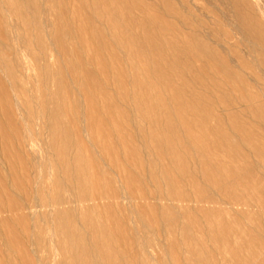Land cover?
Here are the masks:
<instances>
[{
  "label": "bare ground",
  "instance_id": "bare-ground-1",
  "mask_svg": "<svg viewBox=\"0 0 264 264\" xmlns=\"http://www.w3.org/2000/svg\"><path fill=\"white\" fill-rule=\"evenodd\" d=\"M115 1L127 4L129 0ZM237 1L229 0L233 7L240 10ZM227 2L226 4H229ZM230 4L225 7L231 6ZM24 13L27 15L26 12ZM238 15L242 20V29L250 34L260 35L261 31L253 22L256 19L250 15L249 18L243 14ZM234 16L235 14L232 15ZM263 21L257 24L261 25ZM85 30L77 28L75 34H68L70 37L76 35L81 38L79 41L83 48L87 47L83 40ZM1 33L3 35V32ZM97 33H93V36L100 39L102 35L100 32ZM119 35L122 36V41L118 44L142 66L140 68L142 75L135 73L131 80L133 93L128 92L130 79L127 73L129 72L126 73L122 67L114 63L118 59L110 60L114 64H109L104 59L106 55L103 57L104 53L100 51V54L98 49V52L93 49L96 56L92 54L88 61H83L77 54L76 58L79 56L81 58L76 61L77 66L73 60L72 62L68 60L72 58V54H75L74 51L78 50L68 47L62 41L58 42V39L55 52L61 57L59 62L57 54L48 56L46 50L41 54L30 51L28 62L18 58L22 66L19 71L25 84L22 86L23 99L29 97L35 100L39 110L33 114L27 111L29 110L27 100L24 105L22 103V108L19 109L24 111V115H21L24 122L18 117L20 112L17 116H15L17 113L8 115V107L7 115L3 114V108L0 111V226L7 230L2 236H5L8 246L6 251H0V264H36V261L39 264H51L52 261L56 264H264L263 260L260 261V257L264 258V246L255 235L256 232H261L264 226V180H262L264 177L262 175L261 179L256 177L258 174L255 175L251 170L257 163L264 167L263 140L262 142L261 139L259 142L252 140L255 131L254 129L251 131L252 128L250 129L243 119L240 121L243 122L240 123L243 130L239 128L240 126L237 127L235 124L237 121L233 123L236 116L233 111H230L233 114L224 111L233 116L228 114L220 116V112V115L216 114L218 109L212 114L199 112L200 109H205L196 101L200 94L192 92L191 97L188 98L185 95L186 81L180 79L183 81L180 82L182 87L172 81V77L178 76L175 67H188L189 64L186 62L188 60H181L178 57L176 53L178 49L176 51L173 44L162 43L160 46L158 42L160 34L147 32L139 35ZM89 36L91 37L90 34ZM135 36H141L142 46L137 43ZM15 37L17 38V35ZM56 38L57 36L54 35V40ZM56 41L52 43L53 47ZM5 44L7 43H4V46ZM8 44L12 43L8 42ZM168 47L172 55L164 52ZM103 48L109 49L104 46ZM151 49L157 51L155 61L160 68L155 75L160 80L157 81L158 83H151ZM10 52H13L11 55H18L14 51L10 50ZM114 57L113 55V58L109 59ZM167 57H172V64L168 63ZM64 62L68 63L64 64ZM160 64L165 66L161 67ZM5 65L9 69L10 80H14L16 66L12 65L10 68L8 62ZM29 69L35 72V76ZM110 75L113 76V81ZM214 75L216 76V72ZM222 77L220 76L221 79ZM2 81L0 78V85L4 86ZM73 82L79 84V93L82 94L87 105V107L84 105L86 109L82 112V127L73 114V110L78 108L75 96L73 98L76 94L72 87ZM224 84H228L225 83V79L222 85ZM10 85L12 86V84L5 86L7 90ZM13 86L17 87L18 84L14 82ZM109 87L114 90H111L112 93L108 91ZM160 88L175 94L164 97L159 93ZM219 88L222 90L221 87ZM229 88L232 90V87ZM253 88H256L255 84ZM213 90L216 91L217 88ZM13 91L19 97V93ZM205 93L208 94L206 91ZM9 94L11 95L8 93L5 96ZM241 97L243 100L245 96ZM0 100L4 101V99ZM238 100L242 103L241 99ZM250 100L252 101V97ZM263 102L260 104L262 105ZM6 104L5 107L8 106ZM249 105L245 104L247 108ZM128 106L132 107V112L128 110ZM227 107L226 105L225 108ZM99 108H102V111H99ZM238 109H241L240 106ZM219 110L221 111L220 107ZM249 111L251 114L252 110ZM259 115H256L257 118L260 117ZM256 119L254 121H257ZM226 121L232 124L230 130L234 132L233 134L229 131L227 134L226 130L220 128ZM5 124L10 126L9 129L17 140V147L11 139L13 136L8 132L9 129H5ZM261 125L264 126V123ZM18 126L21 127L20 133ZM244 126L250 131L245 130ZM243 131L249 134L248 139ZM24 134L27 136L25 137ZM46 134L49 140L44 142ZM229 134L245 143H240L237 139L239 143L234 144ZM74 140L76 147L73 145ZM38 142L42 146H39ZM242 143L245 146H242ZM28 145H38L40 147L38 150L41 149L42 154L38 156L39 152H30ZM243 147L250 148L247 149L257 159V163L249 159V155H246L248 151ZM258 169L260 170L261 167ZM241 173L250 177V181L246 182ZM113 180L120 183V187H112ZM102 182H105L104 186ZM238 190L246 192L253 190L254 193L242 195L236 192ZM119 199L127 201V204H121ZM245 207L248 209H243ZM29 211L34 212V216ZM4 213L9 215L5 217L2 215ZM151 215L155 218L152 233L156 236V244L161 251L155 249L150 253L146 248L153 246ZM160 222L163 223L164 228H155ZM17 226L22 227V230L29 234L34 250L29 251L27 250L29 248H24L22 239H19L21 244L14 240L13 233H18L19 230ZM144 226L149 233L142 232ZM14 228L17 230L13 231ZM262 235L264 237V234ZM255 244L260 246L261 251L256 249Z\"/></svg>",
  "mask_w": 264,
  "mask_h": 264
},
{
  "label": "rangeland",
  "instance_id": "rangeland-1",
  "mask_svg": "<svg viewBox=\"0 0 264 264\" xmlns=\"http://www.w3.org/2000/svg\"><path fill=\"white\" fill-rule=\"evenodd\" d=\"M262 1L263 0H252V1L251 0H238L236 3L239 5V8L240 7L241 8H240V10H237L236 7H233L230 4L229 0H228V2H227V0H129L127 4L126 3H119L118 1L116 2L115 0H108V2L106 0H0V18H1L0 19V33L3 32V35H2V33L0 34V78H1V80H3L2 84H4V86L0 85L1 86L0 87V99H4V101L6 100V98L8 99L5 101L8 104H6L3 100H0L1 101L0 111H2L4 109L3 114L5 115L6 112L9 110L8 115H11V114L14 115L17 113L15 116H17L18 112H20L21 114L19 113L20 115H18V117H20L22 119V116L24 115L23 114L24 111H23V109H19V108H22L21 105H22V103L24 105L26 100L29 104V110L27 109V111L33 112V114H34V112H37L39 110L38 105L35 102V100H31L29 97H27L26 100L23 99L24 97H23V90H22L23 87L22 86H24L25 84L23 83V76H22L21 72L19 71V68L22 66L19 64L18 58H20L22 61L28 62V61H30V59L28 57V54L30 51H34L37 54H41V53H43L44 50H46L48 56H50L51 54H53V55L57 54L56 56L58 57V62H59L61 57L59 56V54L57 52H55V50L57 51V47H58V45H57L58 43L56 41L57 39H58V42L62 41L68 47H71L72 49L74 48L75 50H78V51H74L75 54H72V58H69V60H68V62H72V60H73V62L75 63L76 66L78 65L76 62L78 60V58L79 59L82 58L83 61H88L90 59L91 55L95 54V51L98 52V50H99L100 54H101L100 51H102V53H104V54H102V56L104 57L106 55V58H104V59H106L109 62V64H114V63L116 65L118 64V66L120 68L122 67L126 73L127 72L130 73V74L127 73L128 77L130 79V84L128 83V92L133 93L134 88L132 87L131 80H132L133 76L135 75V73L138 75H142V71L140 69L142 66H141V63L138 62L134 57L130 56V54L128 52L125 53V51L120 46V44H118L119 42L122 41V36L119 34H136V35H139V34H147V32H149V33H154V34H160V36H158V42H160L159 43L160 46L162 45V43L169 44V45L173 44L176 51L178 49V51L176 52V53H178V57L181 60L182 59L185 61L188 60V61H186L189 64V66L187 65L188 67H183V66L182 67H179V66L175 67L176 71L178 72V76L172 77V81L174 84L176 83V85H179L180 87H182L180 82L186 81L187 84L185 86V95L188 98L191 97L192 92L198 93L202 96L201 97L199 95L197 97V100H196L197 103L202 108L205 107V109L199 110L200 113H202V114L211 113L212 114V113L216 112L215 110L218 109L217 110L218 112H216V114L218 113V115H220V113H221L220 116H222V114L225 115V114H228L230 111H233L235 113V115L238 117L237 118L234 115L235 119H234L233 123H235V121H237L235 124L237 127L240 126L239 128L241 130H243V129H242V125H240V123L244 122L245 124H247V126L249 125L250 129L252 128L251 131L254 129V131H255L254 133L259 134L260 136L263 137L262 138L259 135L255 136V134L253 133L254 138L251 137L252 140L254 139V141L259 142V140L261 139L260 142H262V140L264 142V135H263L264 134V126L261 125V123H264L263 122L264 117L263 118L261 117V115L264 116V114H262V112L264 111V110H262L263 105H264V102H263L264 101L263 100L264 99V69H263L264 68V53H263L264 52L263 51L264 50V48H263L264 47V21H263L264 20V15H263L264 14V10H263L264 9V1L263 2ZM105 2H107L108 4ZM226 2L229 3L231 6L225 7L226 5H229V4H226ZM255 2L257 4H255ZM260 4L263 6H261ZM246 6L247 7L249 6L250 8L249 7L247 8ZM215 7H217V8H215ZM227 8L230 11H228ZM259 9H261L260 11H262V12H260ZM232 10H234V11H232ZM235 11L238 14H243L247 18H249V15H250V17L256 19V21H257V18L259 16L260 18H258V22H256L255 20L253 22H254V24L255 23L257 24L260 21H263V22H261V25L255 24V26H257L256 28H259L258 30L261 31L260 35L259 34H250V33L246 32L244 29H242V27H241L242 26V24H241L242 20L239 19V17H238L239 15ZM247 11H248V13H247ZM24 12H26L27 15ZM147 12H149V13L147 14ZM259 12H260V14H259ZM261 13H262V15H261ZM234 14L237 17H235V16L232 17V15H234ZM246 14H248V15H246ZM257 14H259V15L257 16ZM167 16H169V17H167ZM157 17L158 18L160 17V18L158 19ZM142 18H143V20H142ZM165 19H167V20H165ZM237 19H239V20L237 21ZM237 24H239V25H237ZM77 28H79L80 30H81V28L86 29L85 30L86 33L84 32L85 36L83 35V38H84L83 40L85 42V45L87 44L86 45L87 47H84V48L82 47L83 45L79 41L81 38H79L78 36L75 35V37H70L68 35V34H75L74 31H77ZM161 29L163 30V33H162ZM192 29H194V30H192ZM155 30H156V32H153ZM97 32H100L102 36L105 35L106 38H105V36L104 37L100 36V39H98L97 37H95V35L93 36V33L98 34ZM53 34L55 36H57V38L55 40H54ZM78 34H83V33H78ZM89 34L91 35V37L89 36ZM16 35H17V38L15 37ZM4 36H5V39H4ZM180 36H181V38H180ZM135 37H136L137 43H140V46H142L141 36H135ZM242 38H243V40H245V42L242 40ZM13 39L15 40V42ZM171 39H173V40H171ZM103 40L105 42H103ZM241 40L243 42L242 44H241ZM55 41H56V44L53 47L52 43ZM110 41H111V44H110ZM247 41H249V43L251 42L254 44L252 45L251 43L250 44L246 43ZM8 42L12 43V44H8ZM13 42H14V44H13ZM230 42H232V44ZM4 43H7V44H5V46H4ZM32 44H33V46H32ZM105 44H108V45H105ZM22 45H23V47H22ZM95 45H96V47H95ZM113 45H115V47ZM221 45H223V47ZM236 45H237V47H236ZM242 45L247 47V49ZM10 46H12V47H10ZM103 46L105 48H109V49H104ZM256 46H258V47H256ZM259 46L260 47L262 46L261 49H259L260 48ZM93 47H95V48H93ZM240 47H242L241 50H240ZM89 48H91V49H89ZM169 48L170 47L167 48L168 50L165 49L166 51H164L168 55H169V53H171ZM18 49H20V50H18ZM88 49H89V51H88ZM93 49L94 50L96 49V50L94 51ZM7 50H9V51H7ZM10 50L14 51L18 55L17 56H14L15 54L11 55L13 52L11 53ZM17 50H18V52H17ZM81 50H83V51H81ZM259 50L262 52H260ZM109 51L112 54L109 53ZM114 51H115V53H114ZM247 51H248V53H247ZM9 52H10V54H9ZM81 52H82V54H81ZM7 53H8V55H7ZM116 53H118V54H116ZM77 54H79L81 56V58H80V56L76 58ZM156 54H157V51L155 49H151V83H153V82L158 83L157 81H160L158 78H156V75H155L157 70L160 68L159 64H156V61H155ZM172 54L173 53H171V55ZM82 55L84 56V58ZM108 55H110V56H108ZM113 55L115 56L114 59H109L110 57L113 58ZM231 55H232V57H231ZM95 56H96V54H95ZM192 56L195 59H193ZM245 56L247 58H245ZM201 58H203V60ZM250 58H252V59H250ZM254 58L255 59L257 58L259 60L256 59V62H255ZM116 59H118V60H116ZM167 59H168L169 64L173 63L172 57H167ZM196 59H198V60H196ZM110 60H112V61L116 60V61H114V63H112V62H110ZM119 60H120L121 64H120V62L118 63ZM198 61L202 62L203 64L202 63L200 64ZM7 62L9 63L10 68L12 65L16 66V74H15L14 80H10L9 73H8L9 69L5 65ZM68 62H66V63H68ZM260 62H262V63L260 64ZM66 63L64 62V64H66ZM128 63H130V64H128ZM165 64H160V65H161V67H163V65L165 66ZM216 65H217V67L218 66L219 67L217 68ZM58 66H59V64H58ZM124 66H125V68H124ZM209 66H210V68H209ZM90 68H92V67H90ZM130 68H132V69H130ZM200 68H202V69H200ZM203 68L207 69V70L205 69V74L203 72L204 71ZM187 69L188 70L191 69L190 70L191 72L190 71L188 72ZM192 69H194V70H192ZM29 70H30V73L33 76H35V74H34L35 72L31 71V69H29ZM27 71H28V69H27ZM162 72H164V71L162 70ZM215 72H216V76L214 75ZM218 73H219V75H218ZM188 74L191 76H189ZM224 75L226 78L224 77ZM110 76H111L110 79L113 81V79H114L113 76L112 75H110ZM186 76H188L189 78ZM211 76L212 77L214 76V78H212ZM218 76H219V78H218ZM220 76L224 77V78L222 77L223 80L220 78ZM190 77L192 79H190ZM186 78H188V79H186ZM178 79L179 80L181 79L183 81H181V80L178 81ZM210 79H211V81H210ZM224 79H225V83H228V84H224V86H223L222 84L224 83ZM218 80H220V81H218ZM227 80H228V82H226ZM248 80L249 81L251 80V81L249 82ZM200 81H202V83ZM14 82H16L18 84L17 87L13 86ZM206 82H208V83H206ZM217 82L221 83L222 86L218 85ZM251 82L253 83V85ZM76 83L77 82H73L74 85H72V87H74L73 90L75 89V91H76L74 93L77 94V95L76 94L73 95V98L75 96L76 102L75 101L74 102L77 103L78 108H75V110H73V114H74L75 120L79 123V126L82 127V125H83L82 124V112L86 109L87 105L84 102L85 101L84 97L82 96L81 93H79L80 92L79 84L78 83L76 84ZM229 83H230V85H229ZM8 84H12V86H13V87L11 85H10V87L8 86L9 90L12 87V90H10V91L7 90V88L5 87ZM254 84L256 85V88H253ZM215 85H217V86H215ZM251 85H252V89H251ZM188 87L190 89H188ZM219 87H221L223 91ZM229 87H232L231 88L232 90H230ZM17 88H19V89L17 90ZM49 88H50V86H49ZM205 88H207V89H205ZM216 88H217L216 91L213 90ZM241 88H242V90H241ZM4 89H6V90H4ZM219 89H220V91L218 92ZM2 90H3V92H2ZM13 90H15L16 92L19 93V97H18V95H16V93ZM111 90L114 91L111 87H109L108 91L111 92ZM199 90L201 92H199ZM235 90H237V91L235 92ZM205 91L208 94H206ZM50 92L51 91H49V93ZM257 92H259V93H257ZM8 93H11V95L9 94V95L5 96V94H8ZM21 93H22V95H21ZM159 93L162 94L164 97H170V96H173L175 94V92L167 91L164 88H160ZM244 93H245V95H244ZM225 94H227V95H225ZM247 94H248V96H247ZM249 94L252 95L251 96L252 101L250 100L251 97L249 96ZM260 94H262V95H260ZM79 95H81L83 97V100H82V97ZM209 96H212V97H209ZM230 96H233V97H230ZM241 96H245V97H243L244 101L242 100ZM261 96L263 98H260ZM255 97H256V99H255ZM257 97L259 99V102H258ZM9 98L12 101V103H10ZM206 98H207V100H206ZM219 98L222 101H220ZM232 98H233V101H232ZM151 99H154V98H151ZM238 99H241L242 103H240V100H238ZM255 100H257V102ZM200 101H202V102H200ZM223 101H225V102H223ZM2 102H4V104H6L8 106L5 107V105L2 104ZM248 102L251 104L250 105L247 104ZM260 102H263L262 105L260 104ZM17 103H19V104H17ZM9 104H12L13 106L9 105ZM208 104L212 107L210 108V106ZM245 104L249 105L248 108H247V106H245ZM255 104L257 106L258 105L261 106L262 108L259 106H258L259 107L258 108L257 106H255ZM1 105H4V106H1ZM16 105H19L20 107L16 106ZM84 105H86V107ZM226 105L228 106L227 109L225 108ZM238 105L240 106L241 109H238L239 108ZM10 106L14 107L15 109L14 108L11 109ZM75 106H76V104H75ZM234 106L236 107V109L238 111L236 109H234L235 108ZM7 107H8V110L6 111ZM219 107H220L221 111L219 110ZM242 107H244V108H242ZM252 107H254L255 109ZM256 107L258 108V110ZM229 108H232V109H229ZM245 108H246V110H245ZM101 109L102 108H99V111H102ZM10 110H12V112ZM76 110H78L79 112ZM128 110L130 112H132V107L128 106ZM240 110H242L241 115H240ZM249 110H252L251 114H250ZM224 111L225 112L227 111L228 113H225ZM233 112H230V113L233 114ZM242 112H243V115H242ZM232 114H228V115H232ZM255 114L257 116H258V114H260L259 115L260 117L257 118V116ZM78 115H80V116H78ZM251 115L255 116V118ZM242 116H244V117H242ZM245 117H247L248 120H247V118L245 119ZM236 118L239 119V121ZM241 119H243V122H240ZM255 119L258 122L254 121ZM250 120H252L253 122H249ZM22 121H23V119H22ZM259 121L260 122L262 121V122L259 123ZM226 123H224L225 126L223 124L220 126V128L223 131L226 130L225 133H227L229 131L230 133L233 134L234 132L232 130H230L231 129L230 125H232V124H230V122H228V121H226ZM256 125H259V127ZM4 126H5L6 130L10 128V126L7 124H5ZM261 127H263L261 129L263 132H261V130H258V128L260 129ZM18 128H19V133H20L21 127L18 126ZM245 128H246L245 130L250 131V129L248 127H245ZM8 132L11 133L10 134L11 136H13L11 139L16 146L17 140L15 139V136L12 135L13 134L12 130L9 129ZM243 132H244V135H246V138L248 139L249 134L245 133V131H243ZM232 134H229L228 136L231 139V141H233L234 144H236V142H238V140L240 143L243 142V140H240L238 138H237L238 139L237 140L236 137ZM26 136H27V134L25 135V137ZM256 137L258 139H256ZM244 138H245V136H244ZM46 140H49V136L47 134L44 136V142H46ZM85 140H86V137H85ZM86 142H87V140H86ZM39 143L40 142H38V144ZM243 143H245V142H243ZM243 143L241 145L245 146V144H243ZM75 144H76V141L74 140L73 141L74 147H76V145H77V144L76 145ZM39 146H42V144L40 143ZM139 147H141V146L139 145ZM38 148H40V147H38V145H35V146L28 145V149L30 152L31 151H35L36 153L39 152L38 156H40V154H42V151H41V149L38 150ZM243 148H245V150L248 151V153L243 152V151L242 152L246 153V155L248 154L250 157L249 159H253L257 163V159L254 158V156L251 152L249 153L248 149H250V148L249 147H247L248 149L246 147H243ZM253 160H252V162H254ZM257 167L258 168L261 167V169H263V170H264V167L259 165V163H257L256 166L251 169V170H253V173H255V175L256 174L259 175V176L257 175L256 177H260V179H261L262 176L264 177V173H263L264 171L261 169L259 170ZM254 170H256V172ZM241 176L244 178V180L246 182L250 181V179H249L250 177H247L245 174L241 173ZM262 180H264V179H262ZM102 184L104 186L105 182H102ZM113 184L115 186H113ZM112 187L118 188V187H120V183L113 180L112 181ZM249 191H248L249 193L244 191V190H242V191L238 190L236 192L239 194H242V195L243 194H247V195L250 194L251 195V193H254L253 190L252 191L249 190ZM120 200L121 199H119L118 201L120 202ZM121 204L126 205L127 201L121 200ZM115 206H117V205H115ZM243 209L247 210L248 208L245 207ZM29 212L32 216H34V214H33L34 212L33 213H32V211H29ZM2 215L7 217L9 215V213L8 214L4 213ZM153 218H154V216L151 215V220H152L151 221V240L153 241V246L146 248L147 251H149L150 253L152 251L154 252L155 249L160 250V248L157 247V244H156V242H157L156 236H154V234L152 233V230H154L153 225L155 224V218L154 219ZM135 220H136V218H135ZM18 228H19V230H17ZM155 228H158V229L164 228L163 223L160 222V224L157 225ZM17 229L14 228V230H13V231H16V230L18 231V233L17 232L13 233L14 240L16 242H18L19 244H21L20 243L21 240H19V239H22V242H23L22 244L25 245V246L23 245L24 248L25 247H26V249L29 248V249H27L29 251L34 250V246H33L32 242L29 240V234L24 232L22 230V227L17 226ZM4 231L7 232V230L3 229L0 226V251H2V252L6 251V249L8 247L5 236H2V234H5ZM19 231H21L20 234H19ZM260 231L261 232H256L255 235H257L256 237L259 239V241H261V243L264 246V237L262 235V234H264V232H263L264 226L261 228ZM142 232L149 233V231L147 230V228L145 226H144V229H142ZM252 243H254V242H252ZM259 248H260V246L256 245V249L258 251H261ZM263 257H264V255H263ZM261 258L262 257H260V261H262V260L264 261V258H262V259ZM37 262L38 261H36V264H39ZM51 264H56V262L52 261Z\"/></svg>",
  "mask_w": 264,
  "mask_h": 264
}]
</instances>
